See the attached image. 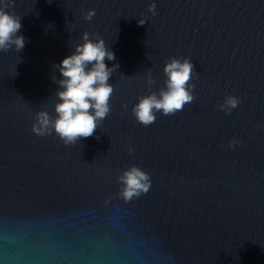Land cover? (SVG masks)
Returning <instances> with one entry per match:
<instances>
[{"label": "water", "instance_id": "95a60500", "mask_svg": "<svg viewBox=\"0 0 264 264\" xmlns=\"http://www.w3.org/2000/svg\"><path fill=\"white\" fill-rule=\"evenodd\" d=\"M152 2L6 9L26 44L0 52V264H264V0H155V15ZM84 32L103 38L116 57L106 65L119 67L109 116L66 146L31 125L40 110L55 116L53 65ZM173 57L193 63L195 99L144 127L132 106L150 92L148 71L151 91L164 86ZM229 94L241 102L226 114ZM132 165L151 187L125 201L117 177Z\"/></svg>", "mask_w": 264, "mask_h": 264}, {"label": "clouds", "instance_id": "9594fccd", "mask_svg": "<svg viewBox=\"0 0 264 264\" xmlns=\"http://www.w3.org/2000/svg\"><path fill=\"white\" fill-rule=\"evenodd\" d=\"M11 4L12 0H0V52H8L13 48L20 52L26 44V38L18 34L22 28L21 17L6 11ZM148 11L156 14L155 0L149 5ZM95 14V9H89L83 19L90 21ZM138 23L143 25L145 19ZM93 35L84 32L81 36L82 43L74 46L72 54L53 65L61 77L57 79L55 75L52 76L53 82L58 85L55 92L58 101L54 105L55 116L46 110L36 112L31 125V131L35 135L45 137L54 132L64 145H74L81 138L92 137L109 116L110 101L114 93L109 80L119 64H113L112 67L106 65V60L116 59L115 54L106 46L103 38L97 35L95 39H91ZM163 73L166 79L158 92L151 91L155 81L151 71L146 73L145 83L150 92L140 96L132 106V115L144 127L155 123L157 113L173 116L195 99V85L191 83L195 68L190 59L169 58L163 67ZM240 102L238 97L229 94L218 107L230 114ZM122 108L127 111L128 105L124 104ZM237 143L239 142L233 140L228 147ZM128 152L132 153L133 148L128 147ZM117 180L120 184L118 194L125 201L146 194L151 187L150 175L136 165L123 170Z\"/></svg>", "mask_w": 264, "mask_h": 264}]
</instances>
